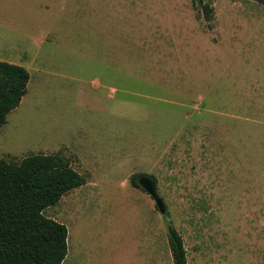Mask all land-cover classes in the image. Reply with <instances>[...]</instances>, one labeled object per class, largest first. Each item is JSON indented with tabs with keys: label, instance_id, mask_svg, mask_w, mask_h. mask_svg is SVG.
<instances>
[{
	"label": "rangeland",
	"instance_id": "374dc122",
	"mask_svg": "<svg viewBox=\"0 0 264 264\" xmlns=\"http://www.w3.org/2000/svg\"><path fill=\"white\" fill-rule=\"evenodd\" d=\"M206 2L212 21L192 0H0V59L31 75L0 158L59 153L87 180L45 210L63 264H174L168 221L189 264H264V4Z\"/></svg>",
	"mask_w": 264,
	"mask_h": 264
},
{
	"label": "trees",
	"instance_id": "16d2710c",
	"mask_svg": "<svg viewBox=\"0 0 264 264\" xmlns=\"http://www.w3.org/2000/svg\"><path fill=\"white\" fill-rule=\"evenodd\" d=\"M254 1L264 4V0ZM192 2L201 6L207 21L213 20V6L206 0ZM30 78L25 66L0 59V128L21 104ZM144 175L149 176L133 174L132 185L143 189L138 178ZM150 177L156 185V178ZM86 181L59 153L31 154L19 162L0 158V264H63L69 231L64 223L46 216L45 210ZM167 228L174 264H189L183 235L172 222Z\"/></svg>",
	"mask_w": 264,
	"mask_h": 264
},
{
	"label": "water",
	"instance_id": "95a60500",
	"mask_svg": "<svg viewBox=\"0 0 264 264\" xmlns=\"http://www.w3.org/2000/svg\"><path fill=\"white\" fill-rule=\"evenodd\" d=\"M138 181L141 187L154 198L156 202V206L159 209V211L162 214H165L167 211V208H166L164 200L161 198V196L157 192L154 180L150 176L144 175L140 177Z\"/></svg>",
	"mask_w": 264,
	"mask_h": 264
},
{
	"label": "crops",
	"instance_id": "0c3cea01",
	"mask_svg": "<svg viewBox=\"0 0 264 264\" xmlns=\"http://www.w3.org/2000/svg\"><path fill=\"white\" fill-rule=\"evenodd\" d=\"M256 25L260 28V32H262V36L264 37V20L257 21Z\"/></svg>",
	"mask_w": 264,
	"mask_h": 264
}]
</instances>
